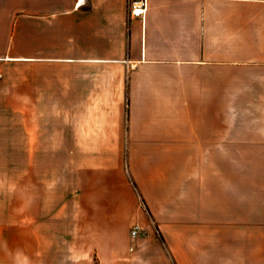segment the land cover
Listing matches in <instances>:
<instances>
[{"label": "crops", "instance_id": "crops-1", "mask_svg": "<svg viewBox=\"0 0 264 264\" xmlns=\"http://www.w3.org/2000/svg\"><path fill=\"white\" fill-rule=\"evenodd\" d=\"M229 84L264 91V0H148L144 17L130 14L128 0H0V101L27 103L29 144L51 133L53 118L64 149L119 148L109 143L128 117L132 143L212 149L229 139L228 121L208 132L212 119L228 117ZM200 118L209 121L191 132L198 138L180 131L184 120ZM166 124L176 128L171 135L161 130ZM243 131L236 129L237 142ZM251 132L239 140L264 149V98H255ZM262 169L255 221L218 226L205 264H264Z\"/></svg>", "mask_w": 264, "mask_h": 264}, {"label": "rangeland", "instance_id": "rangeland-1", "mask_svg": "<svg viewBox=\"0 0 264 264\" xmlns=\"http://www.w3.org/2000/svg\"><path fill=\"white\" fill-rule=\"evenodd\" d=\"M260 90L222 86L228 117L212 119L208 132L224 131L228 121L229 139L212 149L132 143L128 117L109 143L119 148L64 149L53 118L51 133L29 144L22 126L27 103L0 101V264H205L218 226L255 221L264 149L239 138L255 137ZM135 120L138 130H149ZM184 121L180 131L191 136L209 119ZM237 128L244 130L238 142ZM175 129L161 127L166 135Z\"/></svg>", "mask_w": 264, "mask_h": 264}, {"label": "built area", "instance_id": "built-area-1", "mask_svg": "<svg viewBox=\"0 0 264 264\" xmlns=\"http://www.w3.org/2000/svg\"><path fill=\"white\" fill-rule=\"evenodd\" d=\"M87 0H77V3L82 5ZM148 6V0H128V7L131 15L144 17ZM136 233V230H133Z\"/></svg>", "mask_w": 264, "mask_h": 264}]
</instances>
